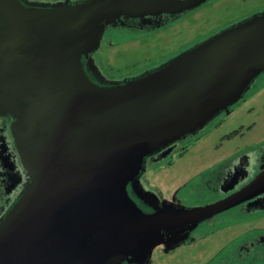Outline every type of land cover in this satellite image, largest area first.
I'll return each mask as SVG.
<instances>
[{
    "label": "water",
    "instance_id": "1",
    "mask_svg": "<svg viewBox=\"0 0 264 264\" xmlns=\"http://www.w3.org/2000/svg\"><path fill=\"white\" fill-rule=\"evenodd\" d=\"M208 1L0 0V115L13 118L27 174L0 220V264L145 263L264 191V164L239 191L193 207L140 179L147 157L230 114L264 73V10L132 78L108 79L92 56L120 20Z\"/></svg>",
    "mask_w": 264,
    "mask_h": 264
},
{
    "label": "flooded vegetation",
    "instance_id": "2",
    "mask_svg": "<svg viewBox=\"0 0 264 264\" xmlns=\"http://www.w3.org/2000/svg\"><path fill=\"white\" fill-rule=\"evenodd\" d=\"M263 10L264 8H261L260 10L249 13L246 17ZM191 11L174 15L163 14L156 17L148 16L145 20L140 18L120 20L116 25L109 26L106 29L102 43L104 38L114 30L123 29L126 32L135 34L145 32L153 33L187 16ZM202 40L176 51L153 65L122 77H111L100 69L108 79L123 80L132 78L145 71L154 69ZM97 52L92 56L96 64L100 67L97 60ZM84 60L86 61L85 58ZM12 123L13 118L11 116L0 115V220L20 198L27 183V174L21 162L12 132ZM201 134L174 144L172 152L167 157L162 158L163 151L147 157L144 162V170L140 175L144 187L147 190L154 191L159 195L161 200L168 199L169 201L182 204L186 207L207 205L225 199L239 191L250 183L262 170L264 164V142L257 146H248L244 149L245 151H240L242 153L216 163L207 171L199 174L200 181L191 186L189 183L184 184L170 198H165L157 187L149 183L145 175L149 170L161 163L172 164L174 155L185 154L201 138ZM129 189L131 191V186H129ZM199 194L204 195V198H206L204 199V203L192 205V203L187 201L188 198L191 200ZM185 195H188V197ZM132 196L144 210L153 211L149 206L142 204L135 195L132 194ZM239 229L242 230L239 232ZM196 246L198 248L197 256L200 258V264H264V191L247 201L203 220L178 245L167 247L161 244L157 246L149 261L145 263L125 261L123 264H159L165 259H168V262L170 260L179 262L181 258H177L176 256L178 251L186 250V253H188L186 259H188L189 255L192 257L194 254L193 248ZM194 255L196 256V254Z\"/></svg>",
    "mask_w": 264,
    "mask_h": 264
},
{
    "label": "rangeland",
    "instance_id": "3",
    "mask_svg": "<svg viewBox=\"0 0 264 264\" xmlns=\"http://www.w3.org/2000/svg\"><path fill=\"white\" fill-rule=\"evenodd\" d=\"M261 8H264V0H210L187 16L153 33L135 34L123 29L114 30L104 38L97 52V60L100 68L111 77L135 73ZM239 129L240 133L232 135ZM202 134L185 154L174 155L172 164L161 163L145 175L165 198H170L184 184L189 183L191 186L200 181L199 174L216 163L242 153L240 151H245L248 146L264 142V73L255 79L250 90L233 106L230 114L211 122ZM204 199V195L199 194L187 201L197 205L204 203ZM193 249L196 256L189 255L186 259L188 253L180 250L176 256L181 261L175 262L169 258L170 262L165 259L159 264H200L197 246Z\"/></svg>",
    "mask_w": 264,
    "mask_h": 264
},
{
    "label": "trees",
    "instance_id": "4",
    "mask_svg": "<svg viewBox=\"0 0 264 264\" xmlns=\"http://www.w3.org/2000/svg\"><path fill=\"white\" fill-rule=\"evenodd\" d=\"M223 115H225V113H223L221 116H219L216 120L221 119V117H222ZM240 131H241L240 129H239V130H236V131L232 132V135H234V134H236V133H240Z\"/></svg>",
    "mask_w": 264,
    "mask_h": 264
}]
</instances>
